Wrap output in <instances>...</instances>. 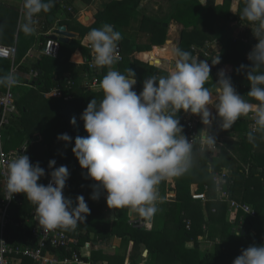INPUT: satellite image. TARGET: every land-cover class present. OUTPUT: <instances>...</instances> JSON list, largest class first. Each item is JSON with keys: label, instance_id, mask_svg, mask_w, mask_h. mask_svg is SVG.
<instances>
[{"label": "trees", "instance_id": "1", "mask_svg": "<svg viewBox=\"0 0 264 264\" xmlns=\"http://www.w3.org/2000/svg\"><path fill=\"white\" fill-rule=\"evenodd\" d=\"M68 3L72 5L70 0ZM244 3L245 0H241L238 13L233 14L231 12L232 0H224L221 6L216 5L215 0H208L206 6H203L199 0H183L175 4L170 13L161 20H152L140 14L138 11L140 2L137 0H112L107 3L103 10L97 12L96 22L91 28H81L79 39H74L69 44H61L58 58L42 56L39 62L32 66L33 70L38 73L41 71L42 75L39 74L32 82H27L28 84L25 85L26 87L28 85L33 86L35 89L28 88L27 90L18 87L15 90V101L19 115H13L10 124L5 128L9 136L5 144V150L18 149L26 143L28 145L27 155L30 157V161L33 164L36 162L43 163L40 166L45 169L48 175L45 183L47 185L48 180L51 178L50 172L52 169L49 168V161L45 160L41 151L64 143L57 139L59 134L67 133L70 135L73 138L71 143L73 146L77 136L88 135L84 128V122L80 118L81 114L91 99L95 98L99 102L103 93L101 90L73 93V89L81 87L88 77L96 76L101 82L107 72V67H98L95 73L89 70L88 63L91 61L92 56L90 51L82 45L86 32L93 28H100L105 23L112 25L114 30L121 33L122 39L118 42V47L123 59L118 63L119 71L127 74L128 70L131 69L136 73L135 91H142L143 80L148 75H163L168 70L162 67L165 64L164 61L157 60L151 63L147 57L143 60L136 58L134 49L139 53H146L150 52L155 46H164L168 40L170 26L178 24L183 27L178 48L191 52L193 56L192 47L194 46L201 48L204 47L206 42L214 41L221 46L220 63L212 64L213 82L210 84H214L218 80L217 70L220 65H232L234 74L231 79L234 87L237 82H240L241 87L235 88L240 95L245 96V99H250L247 97L250 83L246 79V74L237 71L241 65L251 66V61L247 57L248 46L243 44V39L234 38L233 27L235 23L241 20L239 11L244 7ZM60 11L61 2H58L52 15L55 16ZM3 24L4 22L0 21V27H3L0 32L8 27L7 24L5 27ZM134 24L137 25V31L135 36H131L129 30L135 32ZM35 43L36 37L33 34L27 35L20 30L17 37L18 52L15 61L13 63L2 60L6 64L2 66L0 75L3 76L11 72V65L16 67ZM77 50H80L86 59V63L81 67L71 63V57ZM67 81L73 83L72 89H66L65 84ZM54 88L60 89L63 97L45 99L44 94ZM20 91L24 93H20ZM36 93L38 94L37 98L42 96L41 98L44 100L43 110L45 111L42 115L45 114L46 116L50 113L49 117L43 119L40 124L35 121L27 122L32 114V102L28 97ZM67 97L71 98L65 100ZM183 113L181 111L178 118L184 128V135L188 136L187 124L182 117ZM73 117L76 118V125L71 123ZM237 121L239 122L236 123V128H241L244 132L243 142L239 146L245 149L246 154L250 157V161L246 160V165L249 164L250 166L249 171L246 172L242 166L234 169L229 165V159L231 158L228 156L226 148H230L231 145H225V147L220 148L218 155L212 156V154L205 153L199 143L194 144L193 157L196 164L184 176L173 178L177 199L164 207L161 216L162 228L158 230L137 229L130 226L129 210L126 208L115 209L119 215L115 220H112L111 216L104 212L102 195L105 191H101L98 200L91 199L92 185L96 182L90 178H85L86 170L82 169L77 163L75 178L70 172V178L67 181L64 193L71 194L74 197L83 195L90 208V214L87 215L84 222H79L76 228L72 229L75 234H78L75 236L79 239V244L75 246V250L80 251V247L89 241L91 235L94 234L102 241L103 237L107 241L114 237L132 241L134 249L130 257V264H139L141 261L145 264H233L234 259L241 254L242 249H246L252 244L264 245V197L263 200L250 204L248 203L250 202L249 199L243 197V200H238L236 194H234L235 191L238 192L236 177L245 180L240 184V187L244 190L249 185L254 186V188L258 187L259 180H264V155L257 152L253 153L255 152L253 146L255 137L253 140L249 139V121L245 119H238ZM200 123H198V126ZM214 125L219 129L218 123ZM209 165H212L211 172L208 170ZM56 167H59V165ZM224 170H228L232 174L233 183L226 188L231 193L232 198L242 204L250 205L256 212L255 216L238 211L236 216L229 217L228 205L218 200L213 181L214 177ZM194 184L199 187L197 193L207 195L206 202L193 199L191 188ZM160 186L161 195L165 197L167 194V181L162 182ZM254 197L258 198L259 196L257 194ZM14 198L9 207V222L4 230V239L13 245L34 246L32 227L26 224L27 211L25 207L28 200L24 194H15ZM0 202L2 208L5 195L1 189ZM33 206L35 208L34 204ZM187 221L191 222L190 229H187ZM205 225L210 227L213 237H220L223 242L217 246L215 253L201 259L197 239L203 235ZM189 242H193V247H187ZM142 245L147 247L151 254V260H143ZM90 260L99 264H125V260H103L102 253H93ZM114 261L115 263H113ZM22 264H32V262L29 259H23Z\"/></svg>", "mask_w": 264, "mask_h": 264}, {"label": "clouds", "instance_id": "2", "mask_svg": "<svg viewBox=\"0 0 264 264\" xmlns=\"http://www.w3.org/2000/svg\"><path fill=\"white\" fill-rule=\"evenodd\" d=\"M53 6L54 0H23L20 30L27 35L35 33L36 17ZM239 17L256 25L258 43L248 56L251 66L241 65L237 70L246 74L250 99L238 93L224 70L210 84L208 60L180 48L173 49L175 63L171 70L148 75L142 91L137 93L136 73L129 69L124 74L111 67L120 59L121 33L105 23L86 34L84 40L92 49L94 64L110 69L100 82L102 98L99 102L91 99L81 114L88 135L77 136L72 147L81 168L86 170L85 178L96 182L91 199L98 200L105 191L110 209L126 208L146 219L153 218L160 210L158 186L184 176L194 165V139L190 142L184 135L178 118L181 111L201 117L206 134L200 136V143L205 151L216 147V138L211 134L215 123L228 130L242 116L252 113L254 126L249 139H254L255 132H264V0H245ZM219 63L220 57L212 61L214 65ZM18 84L14 73L0 76V85ZM210 109H215L216 115ZM71 123L76 125L75 117ZM57 139L69 145L73 138L64 133ZM49 168L50 182L39 183L46 175L45 169L39 162L33 164L27 154L17 153L6 164L8 199L24 194L35 205V219L44 230L75 229L86 220L90 208L83 195L76 197L75 205L65 197L70 178L67 166L56 167L53 159ZM208 170L212 171V165ZM233 264H264V245L242 249Z\"/></svg>", "mask_w": 264, "mask_h": 264}, {"label": "crops", "instance_id": "3", "mask_svg": "<svg viewBox=\"0 0 264 264\" xmlns=\"http://www.w3.org/2000/svg\"><path fill=\"white\" fill-rule=\"evenodd\" d=\"M69 0H54V6L48 11V12H41L38 14L37 18L39 21H37V24L35 25L36 31L33 33V35L36 37V43L34 44L33 48L29 49V51L26 52L25 56L21 59V61L17 64L16 67H14V74L17 76L19 80V84L13 87L14 96L16 98L15 90L17 88L21 87L22 89L28 88H34L33 86L28 85L26 87L25 84H28L32 82L30 73L33 71L32 66L39 62L42 55V50L44 48V44L46 39L50 36V32L54 31L58 27L65 26L68 30V32L75 34V39L80 38L81 34V28L85 27L86 29L91 28L95 22H96V14L98 11L103 10L104 6L111 2L112 0H70L72 2V5H69ZM122 1V0H121ZM140 2V7L138 8V11L143 12V9H146L147 5L152 0H137ZM203 6H206L208 3V0H199ZM61 2V11L57 13L55 16L52 15V12L54 11L56 3ZM241 0H232L231 4V12L233 14H237L239 7H240ZM224 0H215V4L218 6L223 5ZM23 9V0H0V21L4 22V27L7 24L8 27L0 32V44L4 46H16L17 45V37L20 31V24L23 21V15H24V9ZM71 10V11H70ZM159 9L156 8V11ZM50 18V20H48ZM53 18V19H51ZM161 20V19H159ZM8 21V22H7ZM43 25V26H42ZM234 27V38H241L244 40L245 45H247V57L249 56V52L253 50V47L258 43L256 37L254 36L256 25L250 24L247 21H238V23H235L233 25ZM0 29H3V27ZM183 27L178 24H172L169 29L168 34V40L169 43L166 42L164 46H155L150 52L146 53H139L136 49H134V54L136 58H139L138 55H143V58H140L141 60L145 57L149 58L150 53L154 52L156 50L160 51L161 56L158 54L156 57V61H168L169 63V70L174 66V57L168 58L170 54L173 53V49H176L179 47L180 44V35ZM88 32H86L87 34ZM86 36V35H85ZM84 36V37H85ZM74 40V39H73ZM72 40V41H73ZM215 42V41H214ZM82 45L86 47L90 51V55L93 59V52L89 44L84 40H82ZM170 45V46H169ZM168 47L167 49L159 50L161 48ZM195 47V46H194ZM193 48V47H192ZM168 53V54H167ZM77 54V55H76ZM121 55V53H120ZM122 56V55H121ZM163 56V57H162ZM161 58V59H160ZM212 60L208 61V63H211ZM71 63L74 64L77 67H81L86 63V59L83 55V53L80 50H77L71 57ZM119 63V62H118ZM116 63L112 67V69L120 70L119 64ZM6 62L0 60V70L2 66H4ZM13 66L11 65V72H12ZM98 67L96 66V70ZM212 69V67H211ZM100 70V69H99ZM110 70L107 67V71ZM220 70H224L227 75H229L231 78L234 74V67L232 65L226 64V65H220L218 72ZM41 72V71H39ZM42 73V72H41ZM1 76V75H0ZM69 76V74H67ZM211 77H212V70H211ZM213 79V77H212ZM237 80V79H236ZM28 82V83H27ZM67 81L65 84L66 89H72L73 86H69ZM213 82L210 78V83ZM241 83L237 82L235 87H241ZM8 89L7 86L0 85V91L4 92ZM35 89V88H34ZM55 89V88H54ZM37 90V89H36ZM53 90V89H52ZM51 90V91H52ZM49 91V92H51ZM85 90V83L81 85L78 89H73V93H83ZM140 91H137L139 93ZM20 93H24L20 91ZM46 94V93H45ZM44 94V98L47 99V97ZM37 93L33 96L30 95L28 99L32 102V114L27 119V122H37V124H40L43 119H47L49 117L50 113H48L46 116L45 114L42 115L45 111L44 108V100L43 98L39 97L37 98ZM30 102V103H31ZM210 111L213 113V115H216L215 109H210ZM16 115L18 114V109L16 106ZM252 113H249L248 116H242L240 119H245L249 121V116ZM200 125L198 126L200 135L203 136L206 133H204L202 130L205 129V126L202 124L201 117L199 118ZM239 121H236L235 124L232 126V128L228 130H224L220 127L219 123V129L213 125L211 132L214 133L216 140L219 142L220 146L218 149V152L216 154H213L212 156H216L220 153V148L225 147V145H231L230 148H226V152L228 156L231 158L229 159V162L231 167L234 169H237L238 167L242 166L246 172L249 171L250 166L249 164L246 165L247 161H250V157L248 154H246L245 149H242L239 145L243 142V135L244 132L241 128H236ZM250 123V122H249ZM249 127V126H248ZM250 130V129H249ZM254 144L255 152L258 154L264 155V132H257L254 135ZM11 138V137H10ZM9 139V136L7 135V130H3V142H4V148L5 144L7 143V140ZM24 145H27L26 143ZM22 145V146H24ZM21 146V147H22ZM73 144L66 145V143H62L60 145H57L53 148H45L41 152L43 153L45 160L48 162L50 160L55 159L56 166L59 165H65L67 163L68 169H70V172L73 174V177L75 178L76 174V167L78 166L79 162L78 160L74 159V153L72 152ZM17 149V148H16ZM11 149V150H16ZM194 165L196 164V161L193 157ZM78 163V164H77ZM43 164V163H40ZM77 164V165H76ZM80 165V164H79ZM46 173V171H45ZM238 178V179H237ZM48 179V175L46 173L45 177L41 178L39 183L45 184ZM241 178L236 177V188H238V192L235 191L234 194H236V197L238 200H243L245 197L246 199H249L250 204H253L255 201L263 200L264 197V180H259L258 187L254 188V186L249 185L245 190L241 188L240 184L245 181L244 179L241 182ZM46 185V184H45ZM175 182L172 179L167 180V194L165 197L161 195V186H158L159 196H160V202L158 204V208L160 209L153 218L146 219L144 217L139 216L136 213H132L129 211V225L133 228H136L133 225V220H147L148 224L146 227H144L146 230H158L162 225V212L166 204H170L176 201V191L174 190ZM198 185L194 184L192 185V194L198 192ZM0 189L3 190V181L0 174ZM199 194V193H197ZM204 194V193H203ZM258 194V198H255L254 196ZM107 193L104 192L102 195L103 201H104V212L107 215L111 216V212L114 211V218L111 217L112 220H115L116 217H118V212L115 209H110L107 205ZM67 198H71L75 205L76 198L72 196L71 194L67 193ZM206 202V201H205ZM1 203V202H0ZM163 206V208H162ZM228 207V206H227ZM26 211H27V219L26 224L30 227L37 225L39 222L37 219H35V208L33 204H31L30 201H28V204L26 205ZM162 208V209H161ZM132 214V216H130ZM228 215L230 218H233L236 216L235 214H232L228 207ZM1 219H2V208L0 207V233H1ZM118 219V218H117ZM160 226V227H159ZM138 229V228H137ZM204 233L203 235L198 237V243H199V250H200V258L203 259L209 254H213L216 252V248L219 244H222L223 240L220 237H213L211 235V230L208 225H205L203 227ZM70 236L78 240L79 239L75 236L78 234H75V232L71 230H65ZM205 238H208V243L206 242ZM99 241V243H96ZM101 238L96 237L94 234L91 235L89 241L84 243L83 246L80 247V253L82 254L83 258L86 260H90L93 253H102L103 260L110 259V260H125V264H130V257L134 249V243L131 241H128L124 238H117L114 237L110 241H107L103 237V241ZM102 244H101V243ZM187 247H193V242L187 243ZM206 249H209L210 252L207 255H204V252ZM142 256L143 260H151V254L149 253L146 246L142 245ZM31 261V260H30ZM32 262V261H31ZM22 260H17L14 264H22ZM115 263V261L113 262ZM139 264H145V262L141 261Z\"/></svg>", "mask_w": 264, "mask_h": 264}, {"label": "built area", "instance_id": "4", "mask_svg": "<svg viewBox=\"0 0 264 264\" xmlns=\"http://www.w3.org/2000/svg\"><path fill=\"white\" fill-rule=\"evenodd\" d=\"M23 10V9H22ZM71 11V10H70ZM37 21L38 18L36 17ZM43 26V25H42ZM53 35V31L50 32V36ZM50 36L46 39L42 55L49 58H58L61 50V43L58 40L51 39ZM192 51L194 56L200 60H215L221 54V46L217 42H206L204 47H193ZM17 46H4L0 44V60L11 61L14 63L17 56ZM158 53L156 50L150 53L147 58L151 63L156 61ZM119 61H122V56L119 54ZM89 70L92 73L96 72V65L93 59L88 63ZM14 73V67L12 72ZM31 80L33 81L38 77L39 73L33 70L31 73ZM69 86H73L72 82H68ZM14 87V86H13ZM13 87H8L4 92L0 91V174L3 181V191L5 195V202L2 204V219H1V233H0V264H14L17 260L29 259L32 264H65L68 261L69 264H99L97 262L86 260L82 254L75 250V246L78 244V240L70 236L66 231L57 228L54 230H44L39 223L32 226V236L34 238V246L26 245H13L4 239V230L9 222V207L12 201L15 199L14 196L11 199L7 192V171L6 164L8 160L13 158L17 153L27 154L28 145H24L16 150L6 151L3 142V130L10 124V119L13 115H16V101L13 92ZM85 90L87 91H98L100 89V81L98 77H88L85 82ZM47 97L61 98L63 93L60 89H53L51 92L45 94ZM71 97L65 98L69 100ZM182 117L187 124L188 140L193 143H200V132L197 124L199 123L200 116L191 113H183ZM249 129L250 132L253 130L254 118L253 115L249 116ZM257 132L254 133V135ZM213 136L214 133L211 132ZM219 142L216 140V147L211 150H203L207 154H216L219 149ZM248 172V170H247ZM214 185L216 196L219 201L227 203L229 210L232 214L243 211L245 214L255 216L256 212L248 204H242L232 198L231 193L227 190V187L233 183L232 174L228 170L222 171L216 177H214ZM50 180H48V183ZM192 197L194 200H207V195L193 193ZM148 224L147 220H133V225L138 229H143ZM187 229L191 228V222H186ZM208 243V238H205ZM209 249H206L204 255L209 254Z\"/></svg>", "mask_w": 264, "mask_h": 264}, {"label": "rangeland", "instance_id": "5", "mask_svg": "<svg viewBox=\"0 0 264 264\" xmlns=\"http://www.w3.org/2000/svg\"><path fill=\"white\" fill-rule=\"evenodd\" d=\"M181 1H183V0H152L147 5L146 9H143L144 10L143 12L140 11V14L145 15L146 17H148V18H150L152 20L163 19L170 13V11L174 7V5L179 3V2H181ZM156 8H158L159 10L156 11ZM136 27H137V25L134 24V31L135 32H133V30H131V29L129 30V31H131V32H129L131 36H135L136 35V31H137ZM157 52L161 56V53H159L160 51L157 50ZM172 55L173 54H170V56L168 58H170ZM142 56L143 55H138V57H139L138 59L143 58ZM164 62H165V64H163L162 67L169 71V68H170L169 62L168 61H164ZM74 159L78 160L75 156H74ZM64 195H65V197H67V193H64ZM162 208H163V206H162ZM96 243H99V241H97Z\"/></svg>", "mask_w": 264, "mask_h": 264}, {"label": "water", "instance_id": "6", "mask_svg": "<svg viewBox=\"0 0 264 264\" xmlns=\"http://www.w3.org/2000/svg\"><path fill=\"white\" fill-rule=\"evenodd\" d=\"M53 19V18H51ZM167 26V25H165ZM75 34H72L68 32L67 28L65 26L58 27L53 31V35L50 36L51 39L58 40L61 44H69L73 39H75ZM169 43V41H167ZM118 51L120 54V48L118 47ZM252 52V51H251ZM249 52V54L251 53ZM209 65L212 67L211 63ZM40 75H42L41 72H39ZM132 216V214H130ZM111 217L114 218V211L111 212Z\"/></svg>", "mask_w": 264, "mask_h": 264}, {"label": "bare ground", "instance_id": "7", "mask_svg": "<svg viewBox=\"0 0 264 264\" xmlns=\"http://www.w3.org/2000/svg\"><path fill=\"white\" fill-rule=\"evenodd\" d=\"M169 46H170V45H169ZM167 48H168V47H165V48H161V49H159V50H163V51H164V50L167 49Z\"/></svg>", "mask_w": 264, "mask_h": 264}]
</instances>
